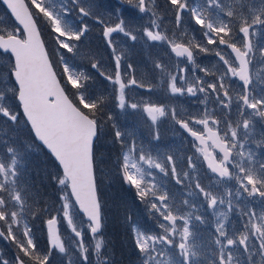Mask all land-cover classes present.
<instances>
[{
	"label": "snow or ice",
	"instance_id": "obj_1",
	"mask_svg": "<svg viewBox=\"0 0 264 264\" xmlns=\"http://www.w3.org/2000/svg\"><path fill=\"white\" fill-rule=\"evenodd\" d=\"M2 2L14 17L15 26L8 27L5 21L0 20V55L8 58L6 66L0 65V118L4 124L0 127V239L14 245L16 251L12 260L0 255V264H52L53 249L69 255L65 241L54 229L56 216L46 221L47 252L39 248L28 225L29 214L38 218L41 212L49 211L47 203L43 208L33 210V204L40 203L41 193L39 189L33 191V186L25 179L24 157L37 146V142L55 161V172L48 175L59 186L57 198L61 201L62 214L74 234L75 259L69 256L68 264H113L111 255L104 251L107 243L102 234V181L97 176L98 171H103L98 169V164L104 163L103 153L97 156L98 146L104 144L119 145L116 175L122 184L135 189L137 199L145 204L149 216L156 219L160 229L152 234L135 223L131 225L132 242L140 264H264V157L257 158L256 152L248 147L254 143L257 148H264V133L259 140L251 135L255 118L264 122V79L260 70L255 75L252 71L257 57L264 61V47L257 50L250 39L255 35V25L264 26V0H228L227 3L225 0H206V3L204 0H192L195 6H190L189 0H167L174 12L177 29L184 14L190 13L195 24L206 29L204 36L208 38V44L218 43L235 54L231 59L219 50L215 52L223 63L224 71L217 77L218 83H210L207 87L202 86L204 82L199 77L189 83L187 76L182 74L186 69L178 68L172 74L167 72L163 63L155 61L154 68L169 77L167 86L171 94L195 95L197 91L205 94V99L200 101L204 112L187 120L178 119L175 108L152 102H131L126 97L125 89L129 85H138V81L133 75L125 83L128 72L122 68V56L110 36L119 32L136 41V33L140 29L127 25L122 18L114 26L104 27L103 36L112 51L115 68L114 74H107L100 70V61L93 60L91 69L97 70L105 81L103 91L93 93L89 92L86 84L92 77L71 63L80 52L79 42L87 33L88 25L74 26L67 19L73 9L80 16L92 17L91 8L81 6L82 0H71V8L67 3H57L56 0ZM127 2L134 4L140 13H151L147 26L142 28L148 40L166 41L176 57L187 56L188 61L193 60L191 42H178L181 37L173 35L169 38L161 30L163 19L156 11L154 0L151 3L150 0ZM209 10H214L215 16ZM96 19L103 23L99 17ZM237 25L242 39L235 31ZM45 31L56 46L51 55L41 39ZM234 40L239 42V46ZM195 47L208 51L199 44ZM52 55L59 57L58 65L62 66V72L55 70L57 63H54ZM127 69L135 71L131 64ZM200 71L207 74V69L201 68ZM230 76L242 81L237 95L241 103L237 106L235 119L232 118V90L225 84ZM62 79L74 90L71 95L62 86ZM108 85H111L110 90ZM138 86L145 87L144 84ZM148 88L151 90V85ZM209 90L215 94L214 99H210ZM208 103L216 107L210 110ZM109 104H114L121 111L142 108L153 126L170 111L175 123L193 138L195 152L203 157L213 176L206 186L191 172L184 171L183 176L195 181L194 186L191 183L187 185L192 189L189 195H202L207 207L219 216L212 238L215 248L210 257L192 242L194 233L189 227L192 215H181L180 208L170 203L168 192L148 179L153 177V168L165 176L169 175L167 165H171V176L181 184L174 157L168 155L162 161L159 153L153 156L143 144L138 145L131 133L121 130L115 123L112 112L106 113ZM217 108L222 114H218ZM190 125H202L203 130ZM21 126L27 128L31 143L20 142L10 135ZM152 138L159 140L158 129ZM187 165L192 172L196 171L193 156L188 157ZM253 202H257L259 208ZM183 204L195 207L188 199ZM75 205L87 217L91 244L85 243L83 227L78 229L74 223L72 210ZM224 205H227L226 211H216ZM229 212L238 214L241 227L228 228L225 221ZM131 219L129 216L128 220ZM194 219L205 222L199 215ZM179 222H182V227Z\"/></svg>",
	"mask_w": 264,
	"mask_h": 264
},
{
	"label": "trees",
	"instance_id": "obj_2",
	"mask_svg": "<svg viewBox=\"0 0 264 264\" xmlns=\"http://www.w3.org/2000/svg\"><path fill=\"white\" fill-rule=\"evenodd\" d=\"M56 2L67 3L70 8L72 7L71 0H56ZM151 2L152 0H150V3ZM227 2L228 0H225V3ZM189 3L190 6H195L192 3V0H189ZM204 3H206V0H204ZM154 4L158 15L163 19L162 31H165L169 38H172L173 35H175L177 37H181V42H184L185 44L191 42L193 45V62L186 68V72L182 74L190 77L191 74L196 75L197 73H205L200 71V69H208L216 61L215 57L218 56L215 55L216 48H214V46L218 45V43L208 44V38L204 36V31H206V29H203L200 25L195 24V21L191 19L190 13L184 14L182 23L179 29H177L174 12L167 4V0H154ZM202 5L204 6L203 3L201 6ZM81 6L90 7L94 15L92 17H83L80 16L75 9H73L72 14L67 18L68 21L72 22L75 26H79L84 23L88 25L87 33L79 42L80 52L72 58L71 63L79 70H82L86 75L92 77L91 80L86 81L88 90L89 92L98 93V91H103L105 81L99 76L97 70L91 69V63L93 60H98L100 61V70L105 71L107 74H111L114 71L115 63L112 59V51L107 46L106 39L103 36V30L105 26H114L113 24L119 23V21L112 23L113 19L107 17L106 14L105 17H101V13H105L111 8L121 7L120 15L124 21H126L124 17L127 18V16L138 14V18L143 19V22L146 23L149 22L151 13H140L134 4H129L128 2L126 3L124 0H120V2H116L115 0H82ZM0 9H2L5 14L6 20L12 24L13 21L10 15L1 3ZM209 11L212 15L215 14L214 10ZM221 16H223L222 13ZM97 17H99V20L103 21V23H99L96 19ZM255 29L257 30L258 35L256 38L250 37V39L252 43L257 46L256 48L259 49L260 47H264V26L255 25L253 31H255ZM235 31L237 36L242 39V34L238 33V25L236 26ZM41 37L45 42L46 50L49 51L51 55L56 47L53 38L47 31H45ZM110 39L113 41L114 46L122 56V66L124 67L131 64L133 69H136V71L140 72L144 78L148 79V81H146L147 83H144L145 87L150 85L149 81L151 79L156 81L158 77L167 84L169 77L166 74L161 73L160 70L154 68L155 61L159 60L163 63L169 73L174 72L175 74L179 68H176L175 66L176 63L178 64L176 60L172 65L171 62L168 63L169 59L173 61V55L169 48H166L164 44L165 42H161L159 44L157 41H148L141 37L137 38L136 41H132L128 37H125L123 33L119 32L111 34ZM234 42L238 41L234 40ZM196 44L208 49V51H200L199 48L195 47ZM237 45H239V43ZM84 53H89V55L86 56ZM0 56L4 62L6 57L2 55ZM212 57H214L213 60ZM51 58L54 63H57L55 70L58 73L62 72V66L58 65L59 57L52 55ZM192 66L199 70H196L195 72L194 69L190 72V68H192ZM262 72L264 73L263 70ZM61 83L66 87L67 94L71 95L74 92L70 85L65 84L63 79L61 80ZM202 86L204 87V83ZM105 111L106 113L109 111V106ZM0 127H4L2 118H0ZM10 135L17 137L20 142L31 143L27 128H24L23 126L17 129L16 132L10 133ZM102 148L104 149V146ZM103 149H101V146H98L97 156L101 155L100 153ZM107 149L110 150V153L104 154L103 156L110 159L111 162L105 166L102 164H98L97 166L98 169L103 170L102 172L98 171L97 176L99 180L102 181L100 184V198L102 202L103 215L102 234L107 243V247L104 251L111 255L113 264H140L137 250L132 242L131 225L135 223L142 230L152 234H155L157 231L159 232L160 229L156 219L149 216L145 204L141 203L139 199H137L134 188L126 187L122 184L118 177L111 183L106 182L116 176V174L106 175L105 169L110 168V166L113 165L111 155L112 149L110 147ZM24 165L25 179L33 186V191L39 189L41 193L40 203L33 204V210L43 208L45 203H47L49 208V211L41 212L38 218H33L30 214L27 217L28 225L33 230L35 242L42 251L47 252L49 244L48 235L45 229V222L56 213L58 208L57 205L59 203L57 197L60 194L58 191L59 186L55 183V181L50 180L48 175L50 172H55V161L42 146H39L37 142V146H34L31 151L25 154ZM106 176H108L107 179ZM166 177L169 179L172 177L170 172ZM173 180L174 181L167 180L169 185V189L167 191L170 194H174L173 192H175L174 189L176 187V190L181 192V189L179 190V186L176 183V179L173 178ZM177 198L178 199H176V197L175 199L172 198V200L173 202H177V206L179 208L184 205V200L181 199L182 195L180 193H177ZM129 216L132 217L131 221L128 220ZM0 226H2V222H0ZM64 227H66V225ZM90 240L92 239L89 234L85 233V242H89ZM15 251L16 249L14 245H10L8 241L0 239V255H3L6 259L12 260ZM176 251L178 252V249ZM92 260L95 261V256L92 257ZM51 261L52 264H68L67 256L59 253L56 249H53Z\"/></svg>",
	"mask_w": 264,
	"mask_h": 264
},
{
	"label": "rangeland",
	"instance_id": "obj_3",
	"mask_svg": "<svg viewBox=\"0 0 264 264\" xmlns=\"http://www.w3.org/2000/svg\"><path fill=\"white\" fill-rule=\"evenodd\" d=\"M126 1L127 3V0H124ZM203 7V5H202ZM120 10H121V7H117V8H111L110 10L106 11L105 13H101V17H105V14L107 15V17H110L113 19L112 23H114L115 21L116 22H120V19H121V15H120ZM213 16H215V14H213ZM101 19V18H100ZM124 19H126V24L127 25H130L132 27H135L137 29H140V31L137 34V37L138 38H143L145 40H148L146 36L143 35L142 33V28L144 26H147L148 23L146 22H143V19H139L138 18V14L137 15H130V16H127V18L124 17ZM0 20H3L6 22V25L8 27H13L15 26L14 25V22H12V24H10L7 20H6V16L5 14L3 13L2 9H0ZM80 20V19H79ZM81 21V20H80ZM70 22V21H69ZM72 24V22H70ZM110 23V24H112ZM108 24V23H107ZM74 25V24H73ZM77 25V24H76ZM115 25V24H113ZM75 26V25H74ZM162 30V29H161ZM259 36H260V32H259ZM150 41V40H148ZM180 40H178L179 42ZM159 44L161 43V41H157ZM165 42V46L166 48L169 47L168 43L166 41H163ZM239 42H237L238 44ZM121 45V44H119ZM254 45V44H253ZM255 46V45H254ZM257 47V46H255ZM212 48V47H211ZM214 48H216V51H221L223 54H225L226 58H229V54L228 52L225 50V46L223 45H216L214 46ZM125 49V47H124ZM257 49V48H256ZM258 50V49H257ZM216 58V61L210 66V68L207 69V74L206 73H202V74H199L197 73L196 75H192V78L189 79L188 78V81L189 83H192L196 77H199L202 81H204V87H207L208 84L210 83H218L217 81V77L224 71V66H223V63L222 61H220L219 57H215ZM214 59V57H212V60ZM232 59V58H231ZM176 61L178 62V64L176 63V68L179 67V68H183L186 69L190 63H192V61H188L186 58H182V59H176ZM7 62H8V58L6 57L4 59V62L2 61V57L0 56V65H7ZM172 63V60H168V63ZM141 65V64H140ZM144 65V64H142ZM264 65V61H261L258 57L256 59V62H255V67L252 69L253 71V75H255L256 71L257 70H260V75H261V68L260 66ZM190 68V67H189ZM195 69L194 66H192V68H190V72L193 71ZM196 70H199V69H195V72ZM262 70H264V68H262ZM140 73V72H138ZM176 73V72H175ZM172 74H174V72H172ZM142 74H138V76H141ZM262 78V77H261ZM225 84L232 90L231 91V95H232V114L233 116H236L238 115V111H237V106L241 103L238 99H237V95L240 93L239 89L237 88V85H236V80H235V77H231L225 81ZM178 86H183V87H187V85H180L178 84ZM129 92V91H128ZM137 92H133V94H136ZM170 93V92H169ZM187 93L183 94V95H179V94H176V95H172L171 96V93H170V96L172 97L171 101L169 103L166 104V106L169 108V109H172V108H175L177 113H178V116H183V111L186 110V106L182 104L183 102V98H187L190 96V94H188L186 96ZM201 95L203 93H200ZM209 95L212 99H214V95L213 93H211V91L209 92ZM145 102V101H143ZM165 105V104H164ZM214 105V104H213ZM214 107H216L214 105ZM110 108H111V112L113 115H116L115 117V123L121 128V130L123 131H127L129 133H131L136 141H137V144H143V146L145 147L146 150L150 151L152 153L153 156H156L157 153L160 154V157H161V160L163 161L165 159L166 156H168L169 153H172L173 151H179V150H176V148H171V146H174V143H171L174 139H180V135H179V132L178 130H176L175 128V124H174V120L172 119V116H171V112L169 111L167 115H165L164 117H160V120H165L163 121V124L167 125V128H168V136H169V142L166 144L165 143V146L168 147V154H162V149H161V146H154V139L152 138L153 137V134H154V131L158 129L159 131V128H160V120L157 121V124L155 125V127L153 128L152 130V123L150 121H147L143 118V115L148 119L146 113H144L142 111V108L140 110H129V109H126L124 111H121L120 109L116 108L114 104H110ZM110 111V109H109ZM226 111V110H225ZM217 112L218 114H222L219 112V109L217 108ZM186 113V111L184 112ZM141 121V123H140ZM142 129H145V132L143 134H141L140 130ZM143 131V130H142ZM264 133V122H261L259 120V118H255L254 122H253V128H252V133L251 134H254V135H260ZM144 136V137H142ZM153 142V143H152ZM129 143H131V139H129ZM104 149L103 151H101V153L104 154H107V153H110L109 149H107L108 147H110L112 149V161H113V165L110 166V168H106V175L110 174V175H115L116 174V158H117V155L119 154V151H120V148H119V145H115L113 146L112 144H104ZM102 146V147H103ZM190 146H191V143H190ZM193 148V147H192ZM154 151V153H153ZM157 151V152H156ZM100 153V154H101ZM187 155H190V156H193L194 157V162H197V156L194 154V153H189L187 152L186 153ZM102 159L104 160V163H102V165H106L108 163L111 162L110 159L108 158H105L104 156L102 157ZM178 161L180 163V165L183 166L184 164V157L182 156H178ZM145 168H147V166L145 165ZM151 171L153 172V177H149L148 179H152L153 182L157 183L158 185H160V188L162 191H166L168 192L167 190H165V187H164V181L165 180H173V178L171 177L170 179L168 177H166L165 175H162L161 173H154V169H151ZM108 178V176H106V179ZM115 178H117V175L111 179V180H107L106 182L107 183H111ZM180 179L182 181H185L186 184H190L192 183L193 181H189L188 179H185L183 177H181L180 175ZM175 192H173L174 194H169V197H170V203L171 204H174L176 207L177 206V202H173L172 198L175 199H178L177 198V193H180L182 195V198L181 199H188L190 201V204H194L195 205V197L194 195H189V193L191 191H185L184 193L182 192H178L176 190V187H175ZM61 205V201H59L58 205H57V210H56V213L53 215V216H56L57 217V221H58V225L57 228H58V233L59 235L61 236V238L65 241V246L68 248L69 250V255H66L67 258L69 259V256H72L73 259H75V250H74V246L72 245V238H73V233L71 232V229L70 227L68 226V223L67 221L64 219L63 217V210L62 208L60 207ZM59 209V211H58ZM182 211H185V212H181L180 211V214L181 215H184L186 213H190L192 215V212L190 210H194V207H190V206H187L186 209H180ZM217 210H222L223 209L220 207L218 208ZM216 210V211H217ZM73 211V215H74V223L76 224L77 228H81L83 227L84 229V233H87V225H88V221H86L82 215H78V210L76 208V206L74 207V209L72 210ZM193 217V215H192ZM51 218V217H50ZM219 220V217L218 218H215V219H212V220H206L205 221V224L207 223H210L213 227H214V230H215V226H216V222ZM226 225L231 229L233 227H236L235 225L231 224V223H227L225 221ZM66 225V227H64ZM190 226V225H189ZM193 227V226H192ZM178 239V238H177ZM86 244H91L93 243L92 240H90L89 242H85ZM58 251V250H57Z\"/></svg>",
	"mask_w": 264,
	"mask_h": 264
},
{
	"label": "flooded vegetation",
	"instance_id": "obj_4",
	"mask_svg": "<svg viewBox=\"0 0 264 264\" xmlns=\"http://www.w3.org/2000/svg\"><path fill=\"white\" fill-rule=\"evenodd\" d=\"M180 59H182V58H180ZM124 67H125L124 69L128 72V75H127L128 79L132 78V76L135 74V72L133 73L131 70H128L127 66H124ZM111 74H114V71ZM146 81H148V79L144 78L143 80L140 81V84L147 83ZM125 82H126V80H125ZM149 84L151 85V99H152L151 101L153 103H156V104H163V105L166 104L165 101L167 100V96H166L167 84L164 83L163 81L157 82V81H154L152 79L149 81ZM197 100L198 101L200 100V92L199 91H197V93L195 94V99L192 102L193 104L191 106V111L189 112V116L187 119H189L191 116L197 115L199 103H194ZM208 106L211 109H212V107H214L213 104L208 105ZM237 116L238 115H236V116L232 115V118L235 119ZM148 119L150 120V118H148ZM190 126H192L196 130H200V131L203 130L202 125H190ZM164 128L166 129V125ZM165 132L166 131H163L161 129V126H160L159 134L161 135V140L162 139L166 140ZM179 134H180L179 141H178V139H176V142H174V140L171 142V143H174V145H175V147L171 146V148L172 149L176 148V150H179V151H173L172 153H169V154L164 153V152H167V147L164 146V148L162 149V154L163 155L168 154V155H172L174 157L177 172L179 173V175H181V177L184 178L183 172L188 171V172H191L193 176H198L202 185H205V186L208 185L212 179L213 174L207 168L206 164L204 163L202 156H200L199 153H196L195 149L192 148L193 147L192 146L193 140H191L188 136L184 135L181 131L179 132ZM251 135L253 136V138L255 140H259L261 138L260 135H254V134H251ZM190 143H191V146H190ZM248 147L251 150L256 152L257 158L264 157V148H257L254 143L248 145ZM187 152L194 153L197 156V162H195L196 163V171L195 172H192V170L188 168L187 160H188V157L190 155H187L186 154ZM178 156L184 157L185 161H184L183 166L180 165V163L178 161ZM167 167H168V171L171 172V165H167ZM153 169L155 172V168H153ZM158 172L161 173L159 170H158ZM161 174H164V173H161ZM194 183H195V181L193 180V182L191 184H193V186H194ZM187 185L188 184L185 185V181H182L181 184H178L179 190L181 189L182 193H184L185 191H192V189L188 188ZM194 197H195V207H194V210H190L192 212V215H193V227H192L191 231L194 233V236L192 238V242L199 245L201 247V249L204 251L205 255L210 257L212 254V249L215 248V245L212 244V238L215 235L214 227L210 223L205 224V222L201 223L199 221H195L194 217L199 215L202 217V219L204 221H206V220H212V219L218 218L219 216L215 215L213 210L209 209L207 207V204H206V202H204V198L202 195L201 196L194 195ZM183 200H185V199H183ZM253 204L257 208H259V204L257 202H253ZM186 208H187V206H185V205L180 207V209H186ZM221 208L223 209V211H226L227 205L221 206ZM181 212H185V211L181 210ZM217 212H222V210H217ZM226 222L235 225L237 228L241 227V223H242L239 220L238 214L232 213V212L228 213V220H226ZM201 259H203V258H201Z\"/></svg>",
	"mask_w": 264,
	"mask_h": 264
},
{
	"label": "water",
	"instance_id": "obj_5",
	"mask_svg": "<svg viewBox=\"0 0 264 264\" xmlns=\"http://www.w3.org/2000/svg\"><path fill=\"white\" fill-rule=\"evenodd\" d=\"M0 3L4 6V8L6 9V11L9 13V15L11 16V12H10V10L9 9H7V6L5 5V4H3V2H2V0H0ZM11 18H12V20H13V22H14V17H12L11 16ZM41 39H42V37H41ZM230 51H231V49H230ZM10 55V54H9ZM232 55H233V57L235 58V54L234 53H232ZM187 57V56H186ZM237 79L239 80V78L237 77ZM240 81V80H239ZM240 82H242V81H240ZM184 130V129H183ZM185 131V130H184ZM186 133H187V131H185ZM187 134H189V133H187ZM190 135V134H189ZM39 143V142H38ZM45 151L47 152V150L45 149ZM48 153V152H47ZM50 155V154H49ZM203 158V157H202ZM204 163L206 164V166H207V163L204 161ZM70 191V190H69ZM73 201H74V198H73ZM76 206V208H77V210H78V212L80 213V214H82V216L87 220V217L86 216H84L83 215V213L80 211V209H79V206L78 205H75ZM88 221V220H87ZM54 229L56 230V225H54ZM57 231V230H56ZM46 232H47V234H48V226H47V223H46ZM90 234V233H89ZM91 235V234H90Z\"/></svg>",
	"mask_w": 264,
	"mask_h": 264
}]
</instances>
